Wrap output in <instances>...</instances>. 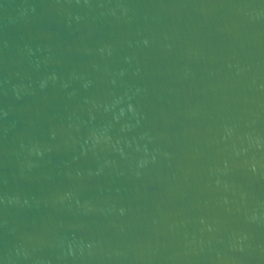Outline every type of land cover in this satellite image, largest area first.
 <instances>
[{
	"label": "water",
	"instance_id": "95a60500",
	"mask_svg": "<svg viewBox=\"0 0 264 264\" xmlns=\"http://www.w3.org/2000/svg\"><path fill=\"white\" fill-rule=\"evenodd\" d=\"M0 264H264V0H0Z\"/></svg>",
	"mask_w": 264,
	"mask_h": 264
}]
</instances>
